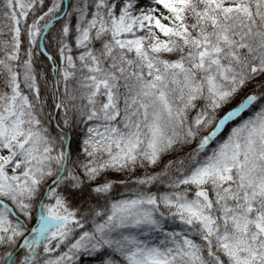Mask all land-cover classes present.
Returning <instances> with one entry per match:
<instances>
[{
	"label": "snow or ice",
	"instance_id": "snow-or-ice-1",
	"mask_svg": "<svg viewBox=\"0 0 264 264\" xmlns=\"http://www.w3.org/2000/svg\"><path fill=\"white\" fill-rule=\"evenodd\" d=\"M0 264H264V0H0Z\"/></svg>",
	"mask_w": 264,
	"mask_h": 264
},
{
	"label": "trees",
	"instance_id": "trees-1",
	"mask_svg": "<svg viewBox=\"0 0 264 264\" xmlns=\"http://www.w3.org/2000/svg\"><path fill=\"white\" fill-rule=\"evenodd\" d=\"M119 191H123V190H122V189H118V192H119Z\"/></svg>",
	"mask_w": 264,
	"mask_h": 264
}]
</instances>
